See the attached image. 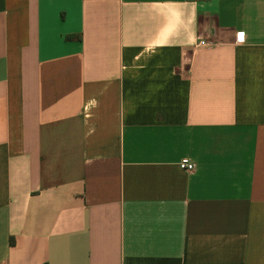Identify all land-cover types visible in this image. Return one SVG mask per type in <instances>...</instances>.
<instances>
[{"label": "crops", "instance_id": "0c3cea01", "mask_svg": "<svg viewBox=\"0 0 264 264\" xmlns=\"http://www.w3.org/2000/svg\"><path fill=\"white\" fill-rule=\"evenodd\" d=\"M0 264H264V0H0Z\"/></svg>", "mask_w": 264, "mask_h": 264}, {"label": "built area", "instance_id": "2783aa9c", "mask_svg": "<svg viewBox=\"0 0 264 264\" xmlns=\"http://www.w3.org/2000/svg\"><path fill=\"white\" fill-rule=\"evenodd\" d=\"M203 44V42H201ZM179 168L183 171L191 172L193 170V164L188 160H181L179 163Z\"/></svg>", "mask_w": 264, "mask_h": 264}]
</instances>
